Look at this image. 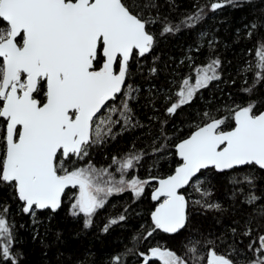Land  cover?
<instances>
[{"label":"snow or ice","instance_id":"snow-or-ice-1","mask_svg":"<svg viewBox=\"0 0 264 264\" xmlns=\"http://www.w3.org/2000/svg\"><path fill=\"white\" fill-rule=\"evenodd\" d=\"M238 2L213 0L173 20L163 7L174 10L175 0H0V193L7 196L0 202V264H22L24 257L13 205L30 220L33 239L61 210L89 230L110 197L130 191L139 199L152 181L154 203L146 214L136 213L141 223L106 264H264V95L258 94L264 88V18L247 26V37L256 39L249 50L254 62L238 71L246 98L229 94L228 102L196 107L202 90L222 80V60L212 51L197 64L192 53L200 52L199 41L178 61L167 87L137 82L157 77L159 57L146 69L141 61L162 38L195 29L205 7L215 12ZM207 37L200 32L212 49L216 41ZM144 92L154 112L161 101L166 117L150 118L159 121L151 153L158 174L129 177L148 155L134 145L97 167L94 148L144 127L135 114ZM185 107L193 110L189 131L174 126L169 136L168 118ZM164 162L167 171L160 173ZM220 179L227 181L224 200L213 183ZM193 213L228 223L220 232L194 229ZM128 220L125 208L99 230L109 234ZM158 237L179 240V247Z\"/></svg>","mask_w":264,"mask_h":264},{"label":"trees","instance_id":"trees-1","mask_svg":"<svg viewBox=\"0 0 264 264\" xmlns=\"http://www.w3.org/2000/svg\"><path fill=\"white\" fill-rule=\"evenodd\" d=\"M211 2L213 0H175L176 8L173 10L164 4V0H161V3L164 4V13L170 12V18L173 20L194 12L198 6H206ZM205 13V18L195 29L181 31L174 36L161 39L154 54H149L146 60L141 61L146 69L152 63L153 56L159 57L156 61L159 68L157 77L151 81L138 78V83L143 84L145 88L150 83L158 88L167 87L165 81L171 78L173 71L177 68L178 61L184 57L189 46H193L195 49V44L199 41L201 43L200 52L196 53L194 50L192 53L197 64L206 62L209 51H212L215 56L222 60V80L215 81L209 85L208 89L202 90L204 100L195 102L196 107H203L204 103L209 100L214 104L228 102L230 100L229 94H231V99L246 98L240 89L247 85L242 83V76L238 75V71L241 67L246 66L247 61L254 62L253 55L249 50L253 48L256 35L254 34L253 38L249 39L246 35L249 30L247 26L264 18V0H250V2L239 0L237 6L226 5L215 12L205 7ZM202 31L208 34V39H215L216 43L212 49L207 47L206 42L200 41L199 34ZM179 71L181 74H186L187 68L180 66ZM144 74L147 75L146 71ZM248 78L249 83H251V73L248 74ZM233 80L235 81L234 84L232 83ZM258 94L264 95V88H261ZM147 96L148 93L144 92L139 103L135 105L136 118L144 127L125 132L123 135L117 136L116 139H109L106 143L94 148L93 163L97 167L108 166L113 156L124 155L134 145L135 150H143L148 155L144 157L143 166L132 170L129 177L139 176L143 179H150V172L152 175L158 174L157 170L152 168L155 157L151 153L153 151V137L158 135L159 121L150 118L159 116L163 119L166 117L161 101L156 102V107L160 111L154 112L148 103ZM192 111V109L185 107L181 114L168 118L167 132L169 136L174 134V126L182 128L184 133L189 131L188 121ZM114 168L115 165H113ZM166 171L167 164L164 162L161 164L159 172L164 173ZM117 175L119 174L117 173ZM213 183L219 189L216 193L217 197L224 200L226 196L224 185L227 184V181L220 179L213 180ZM153 185L155 182L146 187L144 195L139 199L134 198L130 191L114 194L109 198L105 209L100 210L96 226L89 230H83L82 221L74 220L67 215L66 210H61L53 216L50 223L45 221L49 225L47 230L41 228L39 236L35 239H33L30 220L27 216H22L16 206L13 205L10 211L18 229V247L24 253L22 264H106L109 256L122 247L121 242L125 241L126 237L141 223V219L136 213L146 214L148 208L154 203L151 201ZM6 199V194L0 193V202ZM8 202L11 203L10 200ZM225 207H227L226 203ZM125 208H128L129 220L123 226H115L109 234L100 232L99 225L106 218L117 216ZM227 223L228 221L224 219L222 224H216L211 213H193L194 229L220 232L222 226ZM166 235L162 234L165 237ZM158 240L161 244L167 243L173 249L178 248L180 244L179 240L171 241L159 237Z\"/></svg>","mask_w":264,"mask_h":264},{"label":"water","instance_id":"water-1","mask_svg":"<svg viewBox=\"0 0 264 264\" xmlns=\"http://www.w3.org/2000/svg\"><path fill=\"white\" fill-rule=\"evenodd\" d=\"M152 182H155V184H156V181H152Z\"/></svg>","mask_w":264,"mask_h":264},{"label":"rangeland","instance_id":"rangeland-1","mask_svg":"<svg viewBox=\"0 0 264 264\" xmlns=\"http://www.w3.org/2000/svg\"><path fill=\"white\" fill-rule=\"evenodd\" d=\"M119 177V175H117V178Z\"/></svg>","mask_w":264,"mask_h":264}]
</instances>
